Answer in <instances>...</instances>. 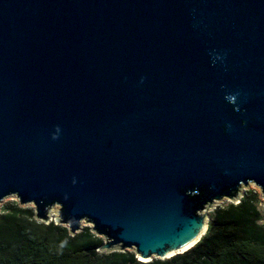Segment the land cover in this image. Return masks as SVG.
<instances>
[{"label": "water", "instance_id": "1", "mask_svg": "<svg viewBox=\"0 0 264 264\" xmlns=\"http://www.w3.org/2000/svg\"><path fill=\"white\" fill-rule=\"evenodd\" d=\"M249 184L264 205V0H0V203L148 262Z\"/></svg>", "mask_w": 264, "mask_h": 264}, {"label": "trees", "instance_id": "2", "mask_svg": "<svg viewBox=\"0 0 264 264\" xmlns=\"http://www.w3.org/2000/svg\"><path fill=\"white\" fill-rule=\"evenodd\" d=\"M253 190L239 202L216 206L198 243L168 259L137 260L131 251L101 253L102 239L85 226L71 236L65 226L34 219L17 201L0 211V264H264V212Z\"/></svg>", "mask_w": 264, "mask_h": 264}, {"label": "rangeland", "instance_id": "3", "mask_svg": "<svg viewBox=\"0 0 264 264\" xmlns=\"http://www.w3.org/2000/svg\"><path fill=\"white\" fill-rule=\"evenodd\" d=\"M246 190H253V191H255V192L258 193V195H259V199H260V204H259V206H260V208H261V209L263 210V212H264V205H261V204H263V202H262L263 199L261 198V195H260V193H259V190H258L253 184H249L247 188H244V189L242 190V194H243L244 191H246ZM14 201H16V199H15L14 197H11V196H10V197H6L5 199H3V200L1 201V203H0V211H1V208H2L4 205H6V204H8V203H10V202H14ZM227 203H229V201H227V200H222V201H220V202L215 203L214 206L216 207V206H219V205H225V204H227ZM27 207H32V206H31V205H28ZM55 209H56V208H54V209L51 211V213H50V216H51L52 219H54L55 216H56V214H55ZM82 226H83V227H85V226L89 227V225L84 224V223H82Z\"/></svg>", "mask_w": 264, "mask_h": 264}]
</instances>
